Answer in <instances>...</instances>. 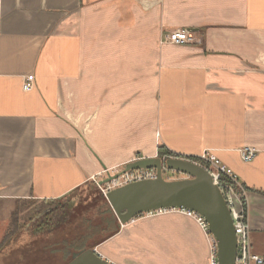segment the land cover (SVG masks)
Instances as JSON below:
<instances>
[{"label":"crops","instance_id":"1","mask_svg":"<svg viewBox=\"0 0 264 264\" xmlns=\"http://www.w3.org/2000/svg\"><path fill=\"white\" fill-rule=\"evenodd\" d=\"M177 29L196 41L167 43ZM158 130L166 147L209 150L234 171L264 258V0H0V250L24 203L62 212L101 170L156 157ZM245 145L258 150L251 162ZM102 214L115 228L92 248L113 264H209L192 217L144 213L122 224ZM50 231L17 248L59 244ZM45 249L48 264H64Z\"/></svg>","mask_w":264,"mask_h":264},{"label":"water","instance_id":"2","mask_svg":"<svg viewBox=\"0 0 264 264\" xmlns=\"http://www.w3.org/2000/svg\"><path fill=\"white\" fill-rule=\"evenodd\" d=\"M179 171L189 177L167 180L164 168ZM138 169H156L157 177L131 182L106 193L111 208L122 224L135 217L169 208H188L204 216L217 242L218 264H235L237 240L230 210L219 186L203 166L184 158L148 157L125 164L123 170L108 177V183L125 173ZM107 170V169H106ZM66 264H113L93 248L74 252Z\"/></svg>","mask_w":264,"mask_h":264},{"label":"rangeland","instance_id":"3","mask_svg":"<svg viewBox=\"0 0 264 264\" xmlns=\"http://www.w3.org/2000/svg\"><path fill=\"white\" fill-rule=\"evenodd\" d=\"M166 41V40H165ZM160 133L159 130L156 133V149H155V156H158L162 158L163 160H166L168 158H184L187 160H191L203 167L208 166V163L201 158V154L205 151L209 150H204L201 154L199 155H194V154H185L181 152H177L171 148H168L165 146L163 142L159 139ZM141 149H139V152ZM211 152V151H210ZM213 153V152H211ZM147 154L150 155L152 153H140V154H135L132 156V161H136L139 158H143V156ZM214 154V153H213ZM116 162V161H114ZM120 162V161H119ZM116 162L113 163L112 169L107 170H101L100 172V177H103L102 179L104 180L105 178L108 177V173H111L112 175H115L119 172H121L125 166L122 162ZM135 172L129 171V173ZM163 177L167 180H176V179H183L189 177L187 174L175 171V170H170L168 168H164L163 170ZM127 176H120L117 179H114L108 183L105 184H100V182L97 181H91L87 183V185L83 186L81 189L75 191L76 194L71 195L69 198V212H67V209L65 211V215L67 216V220L64 221L62 224L57 225V219L55 218L56 214L57 215H63V212L56 213L54 212L53 214H47V212L50 210L48 206L50 204H45V203H39V202H27L24 203L22 206V212L23 214H19L16 212L15 217H13V220L11 218V223L10 226L8 227V232H7V237L5 244L3 243L2 249L0 250V264H20L18 263L21 260V264H48L47 262L48 259L43 255L41 251H35V250H19L17 248L18 243L21 241H24V239H29V235H34L36 232L40 230H45V229H52L51 232H53V238L54 237H59L63 236L64 240L72 238L74 236H77V234L82 233L84 231H87V229H84L85 227L84 223H80V219L76 218L78 214L90 216L94 213L97 212V207L100 205L102 207V203L108 201V198L106 196V193L110 191L111 189L120 187L125 183L127 180ZM107 198V199H106ZM55 204V203H53ZM74 204H78V207L76 211L72 209ZM67 206V205H66ZM50 207V206H49ZM30 208V210H27ZM92 208V209H90ZM100 210V209H99ZM93 212V213H92ZM168 211H163V212H157V213H152L153 215H159L161 213H166ZM88 218V217H86ZM103 218V219H101ZM77 219V220H75ZM109 220L108 216L106 214H101L97 218H94V226H92L91 229V238L89 240V244L91 245H96L97 242H100L101 240L107 239L111 232L114 230L115 227L109 228V226L105 225L106 221ZM48 222V224H47ZM199 225V224H198ZM29 232L27 234V237L25 236V233ZM16 233V234H15ZM47 233H43L41 236H43V242H44V236H49ZM40 242V240H39ZM15 247V248H14ZM9 252H12L14 255L12 256H7L5 257L4 254H8ZM210 252V251H209ZM210 257V255H209Z\"/></svg>","mask_w":264,"mask_h":264},{"label":"built area","instance_id":"4","mask_svg":"<svg viewBox=\"0 0 264 264\" xmlns=\"http://www.w3.org/2000/svg\"><path fill=\"white\" fill-rule=\"evenodd\" d=\"M165 40L169 44L179 45L194 43L196 38L185 29H177L169 32ZM34 82V75H28L23 82V89L26 91L32 90L34 88ZM257 152L258 150L250 145H245L239 149L241 158L245 162L253 161ZM200 156L208 163V166L205 168L210 172L214 182L219 186L231 213L237 240L235 264H264V258L255 253L252 248L251 230L245 198L246 188L239 182L234 171L226 166L215 154L210 151H205ZM134 171L132 173L127 172L123 175L128 177L123 185L141 180L155 179L157 177L156 169H138ZM168 210L182 213L197 221L210 242L209 264H218L217 242L209 230V224L206 218L194 210L182 207L159 209L148 212V214Z\"/></svg>","mask_w":264,"mask_h":264},{"label":"trees","instance_id":"5","mask_svg":"<svg viewBox=\"0 0 264 264\" xmlns=\"http://www.w3.org/2000/svg\"><path fill=\"white\" fill-rule=\"evenodd\" d=\"M106 202H107V204L105 206L106 209H103V210L113 213V209L111 208L110 204L108 203L107 200H106ZM49 206H48V208H50V210L47 212V214L55 212L57 210V207H58V205H56V204H51ZM64 207H65V205L60 207L61 208L60 211L63 212V215L60 216V215L56 214V216H55V218L58 220L57 223H56L57 225L62 224L64 221L67 220V216L64 214L66 210L64 211V209H67V212H69V206L67 204V206L65 208ZM75 207L77 208L78 204H74V206L72 207V209L74 211H76ZM90 209H92V208H90ZM103 210H102V208H100V210L98 209L99 213L97 214V216H100V213L102 214ZM76 212H78V211H76ZM86 217H85V215H81V214H78L76 216V218L80 219V223H84L85 224V227H83V228L87 229V231L79 233V234H77V236H74V237L66 239V240L63 239L64 237H60V239H58L59 240V244L58 243H53V245H51V243H50V245L52 247H49V244L48 245H44V247L47 248V250L50 253H54V255L57 254V253H62L63 259L65 261L64 264H66L68 261L71 260L72 255H73L74 252H78V251H81V250L87 249V248H92V246H93V245L89 244V240L92 237L91 236L92 226L95 225V224H93L94 223V218H91V217L86 218ZM101 219H103V218H101ZM75 220H77V219H75ZM45 248H43L42 250L46 253V249Z\"/></svg>","mask_w":264,"mask_h":264}]
</instances>
